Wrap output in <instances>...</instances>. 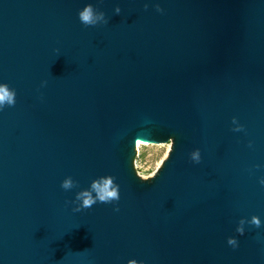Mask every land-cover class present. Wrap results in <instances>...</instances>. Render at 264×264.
<instances>
[{"label":"water","instance_id":"water-1","mask_svg":"<svg viewBox=\"0 0 264 264\" xmlns=\"http://www.w3.org/2000/svg\"><path fill=\"white\" fill-rule=\"evenodd\" d=\"M0 84V264H264V0H0Z\"/></svg>","mask_w":264,"mask_h":264},{"label":"clouds","instance_id":"clouds-1","mask_svg":"<svg viewBox=\"0 0 264 264\" xmlns=\"http://www.w3.org/2000/svg\"><path fill=\"white\" fill-rule=\"evenodd\" d=\"M120 11L121 10L119 7L115 9L116 14H119ZM157 11H161V9L157 7ZM78 15H79V20L85 26H95L101 22L107 23V21L105 20V14L103 12L96 11L91 4L85 6L83 10L79 12ZM14 104H15V92L13 90H10L8 85L0 84V106H3V105L12 106ZM192 159L199 162V159H200L199 152H193ZM101 181H93L91 185L92 190L97 192V196L95 199L91 197L89 192H83L77 196V199L83 198V201H82L81 208H77L75 209V211H80L81 209L90 208L95 203H97V201L101 203H110L112 201L119 200L118 185L114 186L113 184L114 177H111V176L102 177ZM261 183L264 184V181H261ZM62 187L65 189L71 187V182L65 181ZM250 223L252 225H255L256 227H260L261 225L260 219L256 216L252 217ZM243 224H244V221L241 220L240 222L241 227L237 228V232L241 235H243L244 233V229L242 226ZM228 244L235 247L237 244V241L235 239L230 238L228 240ZM130 264H136V261H131Z\"/></svg>","mask_w":264,"mask_h":264},{"label":"rangeland","instance_id":"rangeland-1","mask_svg":"<svg viewBox=\"0 0 264 264\" xmlns=\"http://www.w3.org/2000/svg\"><path fill=\"white\" fill-rule=\"evenodd\" d=\"M168 151H153L142 145L139 156V174L143 179L153 177L166 159Z\"/></svg>","mask_w":264,"mask_h":264},{"label":"bare ground","instance_id":"bare-ground-1","mask_svg":"<svg viewBox=\"0 0 264 264\" xmlns=\"http://www.w3.org/2000/svg\"><path fill=\"white\" fill-rule=\"evenodd\" d=\"M169 152H170V151H168V153H167L166 157L168 156ZM166 157H165V158H166Z\"/></svg>","mask_w":264,"mask_h":264}]
</instances>
